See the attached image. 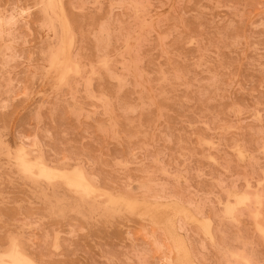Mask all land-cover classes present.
<instances>
[{
  "label": "rangeland",
  "instance_id": "obj_1",
  "mask_svg": "<svg viewBox=\"0 0 264 264\" xmlns=\"http://www.w3.org/2000/svg\"><path fill=\"white\" fill-rule=\"evenodd\" d=\"M13 237L31 264H264V0H0V264Z\"/></svg>",
  "mask_w": 264,
  "mask_h": 264
},
{
  "label": "bare ground",
  "instance_id": "obj_2",
  "mask_svg": "<svg viewBox=\"0 0 264 264\" xmlns=\"http://www.w3.org/2000/svg\"><path fill=\"white\" fill-rule=\"evenodd\" d=\"M50 1V0H49ZM49 3V2H48ZM50 4V3H49ZM61 21V20H60ZM62 27L61 28H63L61 31H64V33H66L67 32V28H66V25H65V22L63 21V19H62ZM60 23V24H61ZM62 35H64V34H62ZM65 36V35H64ZM63 36V37H64ZM63 39V38H62ZM65 39V38H64ZM63 39V40H64ZM62 41V40H61ZM65 44V43H64ZM66 46V45H65ZM62 47H64V46H62ZM61 47V48H62ZM60 51H61V49H60ZM64 55H65V53H64ZM62 57V56H61ZM54 58V57H53ZM66 60V59H65ZM65 60H62V61H65ZM55 61V60H54ZM67 61H69V60H67ZM53 62V61H52ZM63 64V63H62ZM57 65V64H56ZM60 66V65H59ZM57 67V66H56ZM63 68H64V66H63ZM66 68H68V67H66ZM63 70V69H62ZM70 71V70H69ZM62 72H64V70L62 71ZM62 75V74H61ZM22 149V148H21ZM23 150V149H22ZM16 156H17V153H16ZM26 156L23 154V152L21 153L20 152V154L18 155V162H19V164H20V166L22 167V168H20L21 170L23 169L24 170V174H26L25 172H29V174H30V172H31V170H33L34 168H36L37 169V171H38V175H39V177H44V178H46V180H47V178H53V180L56 178H60V179H62V180H64V182L66 183L65 185H68V186H70L69 188L71 189H74L75 188V190L77 191V189L79 190V191H81V193L83 192V191H86V192H84V193H82V194H87L89 191H92L94 188H93V186L89 183V181L86 179V177L84 176V174L78 169V168H75L74 170H72V171H70V172H67V171H62V172H57V171H55V170H53V169H51V168H49V167H47V166H45L44 165V163H42L41 162V160L40 161H34V163H31V162H29L26 158H25ZM16 161V160H15ZM31 161H33V160H31ZM17 162V161H16ZM15 162V163H16ZM19 168V167H18ZM33 168V169H32ZM23 170L21 171L22 173H23ZM28 174V173H27ZM35 174V173H34ZM30 176H32V175H30ZM32 177H38V176H32ZM67 186V187H68ZM95 192V191H94ZM93 193V192H92ZM85 194V195H86ZM89 195H91V194H89ZM88 195V196H89ZM248 196V195H247ZM86 197H87V195H86ZM239 197V196H238ZM241 197V196H240ZM234 199V198H233ZM236 200V199H235ZM243 200H245V197H241V198H239L238 199V201L240 202V203H242V201ZM247 200V199H246ZM127 203V202H126ZM237 203V201L235 202V204ZM239 204V203H238ZM237 204V205H238ZM232 205H234V204H232ZM240 205V204H239ZM231 205H229V207H230ZM234 206H236V205H234ZM227 208V206L225 207V210H228V209H226ZM232 208V207H231ZM226 213V212H225ZM186 216V215H185ZM185 218V217H184ZM231 220V219H230ZM205 225V224H204ZM203 225V226H204ZM208 225V224H207ZM204 228V227H203ZM204 230H205V228H204ZM207 230V229H206ZM208 232V231H207ZM208 234V233H207ZM8 254H9V256H8V258L9 259H7V261H10L9 262V264H25V262H28L29 260H28V258H26L23 254H21V253H19V252H17L16 250L14 251V250H12L10 253L8 252ZM6 255V254H5ZM1 256H3V255H1ZM0 256V259L2 258ZM212 256V255H211ZM3 259V258H2ZM5 259V258H4ZM2 263V262H1ZM3 264H5V263H3Z\"/></svg>",
  "mask_w": 264,
  "mask_h": 264
},
{
  "label": "snow or ice",
  "instance_id": "obj_3",
  "mask_svg": "<svg viewBox=\"0 0 264 264\" xmlns=\"http://www.w3.org/2000/svg\"><path fill=\"white\" fill-rule=\"evenodd\" d=\"M37 7H39V8H43L44 5H43V4H39V5H37ZM114 7H115V5H114ZM245 199H246V197H245ZM131 207H132V204L129 203V208H131ZM233 215H234V209H232V208H229V209L226 211V213H225V216H226V217H229V218H232ZM17 244H18V241H17L16 238H14V237H13V238H10V240H9V245H10V247H11L14 251L16 250ZM25 264H31V262L28 261V262H25ZM192 264H194V262H192Z\"/></svg>",
  "mask_w": 264,
  "mask_h": 264
}]
</instances>
